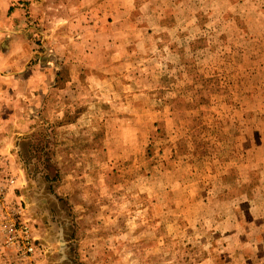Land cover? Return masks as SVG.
I'll use <instances>...</instances> for the list:
<instances>
[{
	"label": "rangeland",
	"instance_id": "374dc122",
	"mask_svg": "<svg viewBox=\"0 0 264 264\" xmlns=\"http://www.w3.org/2000/svg\"><path fill=\"white\" fill-rule=\"evenodd\" d=\"M0 33L7 264H264V0H0Z\"/></svg>",
	"mask_w": 264,
	"mask_h": 264
},
{
	"label": "built area",
	"instance_id": "2783aa9c",
	"mask_svg": "<svg viewBox=\"0 0 264 264\" xmlns=\"http://www.w3.org/2000/svg\"><path fill=\"white\" fill-rule=\"evenodd\" d=\"M13 185L14 177L0 181V264H7L8 249H13L22 259L35 256L38 250L32 226L23 218L19 198H9Z\"/></svg>",
	"mask_w": 264,
	"mask_h": 264
},
{
	"label": "crops",
	"instance_id": "0c3cea01",
	"mask_svg": "<svg viewBox=\"0 0 264 264\" xmlns=\"http://www.w3.org/2000/svg\"><path fill=\"white\" fill-rule=\"evenodd\" d=\"M2 36H4V35L2 33H0V41H1ZM1 67L3 68L4 66H0V68ZM2 75H4V77H5L4 72L0 70V76H2ZM4 77L3 76L0 77V85L2 84L3 87H5L7 85V83H6L7 82V78H4Z\"/></svg>",
	"mask_w": 264,
	"mask_h": 264
}]
</instances>
